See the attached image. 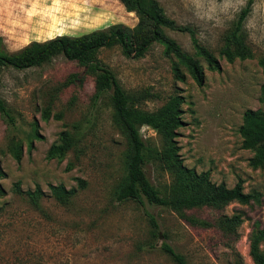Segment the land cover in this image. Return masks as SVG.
<instances>
[{
	"label": "rangeland",
	"instance_id": "rangeland-1",
	"mask_svg": "<svg viewBox=\"0 0 264 264\" xmlns=\"http://www.w3.org/2000/svg\"><path fill=\"white\" fill-rule=\"evenodd\" d=\"M158 1L219 57L221 70H210L199 58L204 84H197L184 67L185 81L177 80L175 57L166 56L158 42L141 58L126 56L120 45L104 47L98 56L127 91L148 94L141 104L145 110H157L174 94L184 95L186 124L177 137L184 165L209 171L214 183L229 188L241 179L244 191L255 198L193 210L211 222L209 227L190 224L166 207L147 203L146 208L189 264H255L250 251L253 235L264 229V166L250 165L254 152L243 148L239 128L246 110H264V0H255L244 24L254 57L234 62L221 55V48L247 0ZM138 20L119 0H0V48L16 51L32 41L80 36L112 24L134 27ZM165 32L195 55L189 32ZM73 74L78 80L68 83ZM84 75L83 67L62 55L42 66H6L0 73V97L8 112L0 114V264H176L160 249L162 239L150 247L144 209L115 198L126 173L127 137L115 123L109 94L94 98L96 78L86 74L81 80ZM74 125L81 136L78 150L63 161L48 159L61 132ZM141 132L162 147L163 139L152 127L145 125ZM146 168L157 185L172 180L168 171ZM77 178L85 181L84 187ZM17 182L24 193L16 191ZM51 184L76 187L77 194L64 205ZM37 186L43 194L35 203L27 192ZM234 216L241 222L232 224ZM260 247L264 250V239Z\"/></svg>",
	"mask_w": 264,
	"mask_h": 264
},
{
	"label": "trees",
	"instance_id": "trees-1",
	"mask_svg": "<svg viewBox=\"0 0 264 264\" xmlns=\"http://www.w3.org/2000/svg\"><path fill=\"white\" fill-rule=\"evenodd\" d=\"M129 12H135L138 23L128 26L123 23L112 24L106 28L97 29L89 33L73 36L58 35L45 41H32L25 47L9 51L0 48V73L6 66L26 69L50 63L57 56H64L76 61L85 69L86 74H93L96 78V92L94 98L100 99L107 93L114 109V120L127 137L128 149L125 154L126 173L115 190V198L119 202L133 201L142 207L150 223L151 248H156L160 239V249L176 264H189L186 256L178 252L169 242L168 234L162 231L157 216L146 208V204L166 207L175 212L186 222L209 227L211 222L195 216L192 211L204 206H222L231 201L249 203L255 195L244 191L243 181L240 179L234 187L229 188L224 183L216 184L210 178V172H197L183 163L180 146L177 141L178 129L185 126L182 105L185 96L177 93L154 111L141 108L142 101L148 94L127 91L117 79L115 73L104 64L98 54L104 47L120 45L123 53L128 57L141 58L146 55L154 42L164 46L168 57H175L173 73L177 80L185 81L186 68L192 78L202 86L205 82L204 67L199 58H203L210 70H221L219 57L202 45L193 29L178 25L170 18L158 0H119ZM255 0H247L238 19L224 37L221 55L229 62L237 59L245 60L254 57V51L248 42V34L244 24L252 11ZM165 28L189 32L196 50L195 55L184 51L181 46L169 37ZM1 42V38H0ZM264 75V57L260 59ZM85 75L80 78L84 80ZM79 75L70 76L68 83L78 80ZM261 102L264 103V83L261 87ZM50 110L43 112L44 119H49ZM0 114L6 116L7 106L0 97ZM150 126L163 139L162 147L153 145L146 139L141 129ZM243 138L242 146L254 152L250 165L254 168L264 166V110L248 109L244 113L243 124L239 128ZM80 132L76 125L74 129H65L60 134V141L54 143L47 154L48 159L63 161L68 153L79 148ZM32 147V146H31ZM148 166L157 171H168L172 180L157 185L147 172ZM70 168V165L68 166ZM81 187L85 181L77 178ZM19 193H24L20 183L15 184ZM55 198L62 204L68 205L77 194V188H67L65 185H50ZM27 194L37 203L43 191L40 186ZM230 222L240 223L241 217L234 216ZM264 239V229L253 235L251 256L255 264H264V250L260 243Z\"/></svg>",
	"mask_w": 264,
	"mask_h": 264
}]
</instances>
